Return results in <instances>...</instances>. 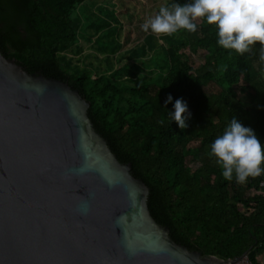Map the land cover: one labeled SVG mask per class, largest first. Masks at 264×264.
<instances>
[{
    "label": "trees",
    "instance_id": "trees-1",
    "mask_svg": "<svg viewBox=\"0 0 264 264\" xmlns=\"http://www.w3.org/2000/svg\"><path fill=\"white\" fill-rule=\"evenodd\" d=\"M87 1L0 0L1 51L86 97L95 129L149 186V210L177 243L223 260L247 252L257 262L264 256V174L245 183L225 180L209 152L233 116L264 143L259 42L244 55L226 50L216 43L215 28L198 19L196 32L159 35L167 42L162 61L153 62L142 45L106 69L80 67L68 51L85 35L97 43L111 29L106 21L86 23ZM121 45L100 50L116 53ZM169 94L173 103L188 104L185 129L167 115Z\"/></svg>",
    "mask_w": 264,
    "mask_h": 264
},
{
    "label": "water",
    "instance_id": "water-1",
    "mask_svg": "<svg viewBox=\"0 0 264 264\" xmlns=\"http://www.w3.org/2000/svg\"><path fill=\"white\" fill-rule=\"evenodd\" d=\"M67 82L0 49V264H234L177 243Z\"/></svg>",
    "mask_w": 264,
    "mask_h": 264
},
{
    "label": "clouds",
    "instance_id": "clouds-1",
    "mask_svg": "<svg viewBox=\"0 0 264 264\" xmlns=\"http://www.w3.org/2000/svg\"><path fill=\"white\" fill-rule=\"evenodd\" d=\"M203 19L216 30V43L226 50L244 55L259 42L260 59L264 61V0H170L142 24L145 32L172 35L180 30L196 32V21ZM173 103L168 95L165 106ZM179 128H187L190 112L183 98H177L167 113ZM163 122V121H161ZM209 155L215 158L225 180L233 178L245 183L249 177L264 174V143L250 126L235 116L210 145Z\"/></svg>",
    "mask_w": 264,
    "mask_h": 264
},
{
    "label": "rangeland",
    "instance_id": "rangeland-1",
    "mask_svg": "<svg viewBox=\"0 0 264 264\" xmlns=\"http://www.w3.org/2000/svg\"><path fill=\"white\" fill-rule=\"evenodd\" d=\"M167 0H90L87 1L86 23L94 20L96 24L106 21L110 25V31L103 30L99 42H94L89 35L84 38L72 50L68 51V57L73 59V63L80 67L92 66L95 69H106L110 65H115L121 61L122 57L127 59L131 50L146 48V55L151 56L154 61H162L167 45L166 39L150 30L145 32L142 28L143 22L150 16L158 12L159 7ZM103 3L102 8L100 4ZM105 4V5H104ZM96 27V25H94ZM94 33L88 30V33ZM147 36L152 39L146 40ZM122 42L118 52H102L100 46L107 45L111 49L118 42ZM76 47H80L76 48ZM110 51V50H109ZM137 61V60H136ZM139 64L142 59L138 60Z\"/></svg>",
    "mask_w": 264,
    "mask_h": 264
},
{
    "label": "built area",
    "instance_id": "built-area-1",
    "mask_svg": "<svg viewBox=\"0 0 264 264\" xmlns=\"http://www.w3.org/2000/svg\"><path fill=\"white\" fill-rule=\"evenodd\" d=\"M234 264H264V256L259 258L257 262H253L248 254L242 256L237 262Z\"/></svg>",
    "mask_w": 264,
    "mask_h": 264
}]
</instances>
